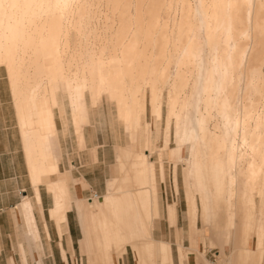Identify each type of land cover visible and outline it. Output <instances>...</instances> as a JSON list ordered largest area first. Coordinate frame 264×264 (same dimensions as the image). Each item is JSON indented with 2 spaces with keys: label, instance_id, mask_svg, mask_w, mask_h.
<instances>
[{
  "label": "bare ground",
  "instance_id": "6f19581e",
  "mask_svg": "<svg viewBox=\"0 0 264 264\" xmlns=\"http://www.w3.org/2000/svg\"><path fill=\"white\" fill-rule=\"evenodd\" d=\"M176 6L180 16L172 18ZM1 67L33 192L13 214L40 250L41 186L52 193L50 215L61 239L73 207L71 171L61 174L56 156L59 124L69 122L79 139L106 97L140 147L118 145L106 191L75 200L86 232L79 248L89 264H120L129 247L137 264H176L173 245L155 237L173 130L175 148L187 152L182 174L191 226L201 213L221 241L222 212L234 237L247 243L229 264L264 262V0H0ZM174 178L179 191L177 163ZM165 217L178 226V201L167 204ZM68 241L74 255L70 234ZM18 246L21 263L31 264ZM176 253L178 264L208 261L196 245L178 243Z\"/></svg>",
  "mask_w": 264,
  "mask_h": 264
},
{
  "label": "crops",
  "instance_id": "0c3cea01",
  "mask_svg": "<svg viewBox=\"0 0 264 264\" xmlns=\"http://www.w3.org/2000/svg\"><path fill=\"white\" fill-rule=\"evenodd\" d=\"M11 100L10 113L0 102V264H9L10 260H16L18 264H22L19 242L24 244L27 258L31 264H75V261L76 264H79L81 253L79 241L84 239V227L75 200L83 199L86 195L87 197L93 196L94 193L103 194L106 191L107 180L111 176L109 165L117 161L116 147L118 145L126 146L129 149L136 148L130 146L132 143L128 136L127 145L112 143L109 140L108 131L102 128L103 125L97 124L96 120L86 128L85 135H81L79 139H76L72 125H68L69 122L67 127L62 122L61 125L59 124V136L54 138L58 143V145L55 143L57 146L56 156L61 174L71 171V180L74 185L70 188L73 207L67 211V227L75 254L72 255L70 251L67 232L63 234L62 239L58 233L55 220L50 215L53 203L52 193L44 186L40 188L44 215L38 208L39 205L35 207L41 233L40 250L30 235L23 234V226L20 222L17 223L13 214V209L20 203L19 199H22L21 196H32L33 192L31 186L28 192L26 188L12 187L10 183V181H16V184L20 185L26 180L30 185L25 150L21 131L17 124V113L12 94ZM10 116L12 123L8 119ZM91 121L93 122L92 118ZM81 139L82 141H80ZM174 150L177 153V161L180 162L182 149L174 148ZM55 178L56 176L53 175L52 179ZM86 181L90 185L89 189L84 187ZM44 221L47 222L50 231L49 239L44 231ZM60 242L66 249V257ZM134 260L127 252L120 259V264H135Z\"/></svg>",
  "mask_w": 264,
  "mask_h": 264
},
{
  "label": "rangeland",
  "instance_id": "374dc122",
  "mask_svg": "<svg viewBox=\"0 0 264 264\" xmlns=\"http://www.w3.org/2000/svg\"><path fill=\"white\" fill-rule=\"evenodd\" d=\"M193 2V0H190ZM97 7V10L99 11L98 16L101 23V21H104V15H105V5H103V2H100ZM174 16V17H172ZM172 18H179L180 16V8L176 6L174 9V12L172 14ZM103 17V18H102ZM102 21V23H103ZM101 23V24H102ZM264 72V71H263ZM9 80L6 76V73L4 71V68L1 67L0 69V102L3 103V106L11 112V94L10 93V85L8 84ZM106 97L101 101L99 108H95L91 111V118L93 120L92 123H94L96 120L97 124L103 125L102 128L105 129V131H108L109 134V140L112 141V143H119L127 145V134L125 132L124 126L116 120V108L115 104L112 102H109V100ZM164 117L162 121V125H164L165 122V113H166V105L164 106ZM8 117L9 122L12 123V120ZM147 119L151 121V114H150V108L148 109V115ZM154 129V125H153ZM163 128L161 129L160 136L158 140L156 141L157 147L161 148L164 144V132ZM163 134V135H162ZM133 148H139L140 143L136 142L133 144H130ZM176 146L175 141V135L174 130L172 131V138L170 142V148H171V156L167 155L165 156V170H166V180L165 182H159V190H160V199L161 204L163 208V219L160 223V228L157 227L155 230V237L157 238H165L167 239L174 248V257L175 262L178 264L177 260V253H176V245L178 243L182 244L184 247H189L191 245H196L199 247L200 253H205L204 260H208L205 263L206 264H225L226 262L229 264L230 259L232 258L231 255L236 254L237 251L242 246H247L246 242H242L239 237L235 238L234 231L231 230L227 226V221L224 217V215L220 214V217L218 220V226L220 229H222L226 234H224V238L221 241H218L216 238V226H207L204 225V219L203 215L200 213V216L196 222L195 225L190 224L189 219L187 218V204L186 199L184 195V187H183V169L186 166V148H181L182 151L180 152L181 161H177V153L174 150ZM186 153V154H185ZM152 157L151 159L154 161H157L158 155L156 153L150 154ZM184 160V161H182ZM178 164V181H179V191L176 190L175 187V178H174V164ZM116 172V165L114 163H110L109 165V173L110 175H114ZM11 186L15 188H26L28 192L30 191V185L29 183L24 180L20 185L16 184V181H10ZM177 191V192H176ZM179 192V193H178ZM102 195V194H99ZM94 196V194H93ZM93 196H85V198H93ZM22 198V196H21ZM22 199H19L21 202ZM178 201V226L173 227L170 225L169 220L165 217V208L168 203L176 202ZM239 220L237 219V222ZM82 226L84 227L83 223ZM83 231V230H82ZM198 236V237H197ZM86 237V232L84 229V238ZM198 244V245H197ZM249 246L251 248H254L255 241L251 237V240L249 242ZM89 247V245H88ZM80 252V251H79ZM129 255L135 259L136 258L133 250L129 247L128 251ZM81 255V256H80ZM79 255V264H89V255H85L80 253ZM226 263V264H227ZM76 264V261H75ZM264 264V263H263Z\"/></svg>",
  "mask_w": 264,
  "mask_h": 264
},
{
  "label": "built area",
  "instance_id": "2783aa9c",
  "mask_svg": "<svg viewBox=\"0 0 264 264\" xmlns=\"http://www.w3.org/2000/svg\"><path fill=\"white\" fill-rule=\"evenodd\" d=\"M97 193H95V195H96Z\"/></svg>",
  "mask_w": 264,
  "mask_h": 264
}]
</instances>
